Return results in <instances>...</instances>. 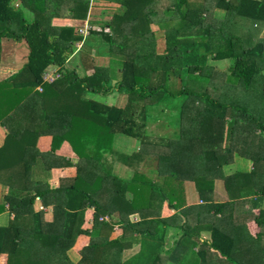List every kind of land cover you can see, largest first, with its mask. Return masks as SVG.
Returning a JSON list of instances; mask_svg holds the SVG:
<instances>
[{
  "label": "trees",
  "instance_id": "trees-1",
  "mask_svg": "<svg viewBox=\"0 0 264 264\" xmlns=\"http://www.w3.org/2000/svg\"><path fill=\"white\" fill-rule=\"evenodd\" d=\"M111 3L119 8L107 9ZM216 7L226 11L223 19L213 17ZM54 17L85 20L89 34L56 26ZM3 38L25 43L26 58L0 79V125L7 132L0 182L9 187L0 211L7 204L13 213L0 226V264H75L66 251L80 234L90 242L76 264H161L156 246L172 214L181 217L176 227L189 240L198 236L190 232L192 216L199 220L207 207L224 212L226 202H214L216 179L229 197L240 188L264 196V0H0V57ZM78 41L92 55L123 61L113 70L91 58L80 75L76 64L65 66L80 50ZM49 67L60 75L43 81ZM118 94L127 95L123 106L114 103ZM116 134L136 139L139 149L124 152ZM42 135L52 136L47 152L35 147ZM66 141L76 162L56 151ZM235 154L251 159L252 169L224 176ZM111 155L133 169L130 180L106 168ZM65 166H74L75 176L51 187V169ZM38 168L41 179L34 178ZM186 181L203 203L176 210ZM37 201L44 210L33 207ZM157 203H164L165 217L141 211ZM88 206L95 208L90 215ZM254 210L255 222L264 223V210ZM114 212L122 239L101 233L112 225L99 217ZM135 212L140 220L131 222ZM218 229L209 247L227 260L235 238ZM134 234L143 236L142 249L122 261ZM181 239L178 245L186 246ZM248 251L246 262L261 261L259 250Z\"/></svg>",
  "mask_w": 264,
  "mask_h": 264
},
{
  "label": "crops",
  "instance_id": "crops-1",
  "mask_svg": "<svg viewBox=\"0 0 264 264\" xmlns=\"http://www.w3.org/2000/svg\"><path fill=\"white\" fill-rule=\"evenodd\" d=\"M114 8L118 9L119 6L114 5ZM225 15H226V11L224 9L217 8V7L214 8L213 17H215L217 19H223L225 17ZM74 20H79V19H74ZM51 23L54 24L53 20L51 21ZM3 40H12V39L3 38L1 40L2 55L0 57V64H1L2 59H4L5 55H6L5 45L3 44ZM14 42H16V41H14ZM18 52L19 51L16 50V54ZM25 52H26V50H25ZM92 56H93V58L99 57L102 59L103 58L106 59L111 55H104V54L95 53ZM25 58H26V53L24 56V60H23V58H21V59L23 61H25ZM11 59L17 60L18 58H17V56H14ZM94 64L97 65L96 63H94ZM107 65L108 64H106V66ZM98 66H100V65H98ZM3 78L4 77L0 76V79H3ZM124 104H125V102L122 105L116 104V106H123ZM0 127H1L0 128V141H1L2 139H4L7 132L4 128H2L1 125H0ZM44 136L46 137V139L44 138ZM118 136H120V134H118V135L116 134V137H118ZM125 137L128 140L130 139V141L131 140L137 141L134 138H129L128 136H125ZM41 138H43V140ZM50 138H51L50 135H42V136L38 137L36 140V144H35L36 149L39 152L49 151L51 148V144H52V138L51 139ZM40 142L42 143V145H40ZM56 151L58 152V154L64 155L66 159L68 157H70L71 161H73V162L77 161L75 158L76 155L71 150L70 145L68 144L67 141L65 143L60 144L59 147L56 149ZM107 165L108 164H106V168H107ZM222 169H223L224 176L232 174V173H248L252 169V161L249 158L235 154L233 161L230 164L225 165ZM55 171L56 172L57 171H60V172H62V171L63 172L73 171V174H70L68 176H62L63 178L74 177L76 174V168L74 166L58 167V169L55 168ZM123 172L129 173L127 170H124ZM132 175L133 174L131 173L130 176L123 175L121 177H124V179H126V180H130ZM51 177H52V175H51ZM58 183L59 182H57L55 186H51L50 184L49 185L54 188V187L58 186ZM213 185H214L213 191L215 194L214 202H216V203H225L226 202V204H225L226 206H224L222 208V210H224V212L221 211V214L220 213H212L213 209H211L210 207L209 208L207 207L206 208L207 210H205L204 214H201V217L199 218V220L197 217L194 218L192 216L190 219V221L192 222V225H190V229H191L190 232L197 233L198 236L195 235L193 237H190L189 240H187L188 237H186V235L181 237L182 232L180 231V229L178 227H176L177 223H169L171 225L168 226V229L165 232L166 235L164 236V241L159 246H156V247H158L157 251L160 254V256L164 257V258L161 257L162 258L160 260L161 264H234V263H236V264H249L248 262H246L244 260V258L242 257V254L238 255L244 251L242 248V243L245 242V239H247V238L251 239V240L258 238L259 247L253 246L251 249L259 250V253L262 254L261 261H257L256 264H261V262H263L262 264H264V223L257 224L255 222V220L257 218V216H256L257 212H255V210H254V208L256 210H264V196L260 197V195H252L251 191H250L251 189L240 188L242 190V193L236 195L235 197H233V196L229 197L227 194V190H226L223 179H216L214 181ZM0 190H1L0 191V204H2V203H4V197L9 192V187L7 185L0 184ZM181 190L183 192V202H185L184 204H188V206H190V205H197V203H199V202L203 203L201 201V199H199V197H198V194L194 188L193 182H190V181L184 182ZM180 195H178V198H179L178 201L181 205ZM127 196L131 197L132 195L127 194ZM163 207H164V203H162L160 207L157 203L155 209L152 206V208L149 209V212H152V211H155V212L150 213L148 218L157 219V218H159L158 216H160V218L165 217V215H164L165 209ZM182 208H185V206L183 207V204L181 206H179V208L176 210H182ZM147 210L148 209H145V208L141 209V211L143 213H148V212H146ZM94 211H95L94 206H88L87 213L90 212L88 215L92 214ZM9 212L10 211L7 208V204L4 205V209L2 211H0V226H6L9 223V221L12 219L13 214L11 212H10L11 214H9ZM154 214H158V216H155ZM103 215H105V214H103ZM134 215H135V217L139 218V220H140V215L136 212L131 214L129 216V219H130V217L131 218L134 217ZM172 215H173V217L176 216L175 213ZM106 216H108L109 219H112V220H113L114 216H117L118 220H119V216L116 212L111 214V216H109L108 214H106ZM130 220H132V219H130ZM139 220H137V221H139ZM213 222H215L216 224H213ZM116 223L118 224V227L113 229V223L110 222V224L112 225L111 230L113 229L116 232L118 230V228H120L119 234L121 235L122 227L118 222H116ZM214 227H216V229L219 228L220 230L219 229L218 230L220 233H222V235H224V236L229 235V236L235 238L234 239L235 240L234 247L231 251V255L229 257H226L227 260L220 259V258L214 256V254L212 253V248L209 247V244L211 243L210 240L212 239L211 238V230ZM175 230L179 231L180 234L178 235L177 238H175L173 240L172 243H170V241H171L170 239L173 238V234H174L173 232ZM106 232L108 234V231H106V230H103L101 233H102V235H104ZM113 233L114 232H111L110 234H108L109 239H113V237H112ZM184 234H186V233H184ZM134 236H137L140 239V241L134 242V243L138 244L139 242H141V238L143 236H141L139 234H137V235L134 234L133 237ZM117 237L118 236L116 235L114 238H117ZM180 238H182L181 239L182 241L184 240V243L186 246H184V245L179 246L178 245L177 242ZM241 238H242V240H240ZM259 241H261V244L259 243ZM240 242H242V243L240 244ZM134 243L125 247L126 251H128V253L133 251L132 249L134 246L132 247V245ZM245 246H247V245H243L244 249H245ZM249 246H251V245H249ZM139 248H140V246H139Z\"/></svg>",
  "mask_w": 264,
  "mask_h": 264
},
{
  "label": "rangeland",
  "instance_id": "rangeland-1",
  "mask_svg": "<svg viewBox=\"0 0 264 264\" xmlns=\"http://www.w3.org/2000/svg\"><path fill=\"white\" fill-rule=\"evenodd\" d=\"M114 5L115 4H113V3L109 4L107 9L115 10ZM101 8H105V7H101ZM94 12H96V11H94ZM100 17L101 18H104V14L100 15ZM52 20H53V23L56 26H68V27H71L72 26V27H77L79 29L80 28H83L84 26H88L89 27V23L88 22L86 23V21H84V20H74V19H69V18H64V17H54ZM154 28H156V27H154ZM79 29H78V32L79 33H82L83 35H88L89 34L88 28H87L86 31L85 30L84 31H80L81 29L80 30ZM158 32L159 31H157V33ZM3 44L5 45V53H6V55H5V58L2 59L1 64H0V76L5 78V77H8L9 75L13 74L14 72H16L22 66V64L25 62L23 60H24V56H25V53H26L25 52V49L26 48H25V43H23V42H20V43L19 42H14L12 40H3ZM158 44H159V42H158ZM81 45H82L81 44V41L76 42V45H75L76 46V49H79L80 48V50L77 51V52L74 51V53L76 52L74 54V56L71 57L70 60L65 64L66 68H68V69L69 68H72L74 66V64H76L77 67H78L77 69H79L80 75H82L83 73H82V71L80 70L79 67H81L82 64H84L85 61H89L91 58L94 59L93 60V63H96L97 65H100V66H104V65L106 66V64H108L107 66H109V67L111 66L112 67L111 69H113V70L116 67H118L120 65V63L123 61V58L121 56H116V55H111V56H109L106 59H104V58L102 59V58H99V57H94L93 58L91 52L90 51H87L89 48L86 47V46L83 48ZM159 46H157V48H159ZM96 48L97 47H95V49ZM16 50L20 52V53L19 52L17 53L18 55L16 54ZM87 52H89V53H87ZM14 56H17L18 59L17 60L11 59ZM21 58H23V60ZM46 72H48L49 76H52V77H54L56 75L58 76V74H57L58 72H57V68L56 67H49L46 70ZM51 73H53V74H51ZM43 74H42V78H43ZM47 78H48L47 81H49L50 79H49L48 76H47ZM35 88H36V90H40V86H36ZM115 94H116L115 91H113L111 93H108L109 100L112 99ZM116 96L114 97V103H115V105L116 104L117 105H122L127 100V95L118 94ZM262 104H264V103H262ZM156 124H151L149 126V128L150 129H155V132H160V133H163L164 131H166L165 129H158V128H156ZM2 128H3V126H2ZM44 138L46 139L45 136H44ZM51 138H52V136H51ZM41 139L43 140V138H41ZM41 142H40V145H42ZM115 144L118 145L124 152H126L128 154L129 153H132L133 151H135L137 149H139V142L138 141H133V140L130 141V139L128 140L124 135H120V136L116 137ZM115 153L116 152H114V154ZM106 161H107L106 164H108L107 165L108 170H110L111 173H113V174H115V175H117L119 177H121L123 175L130 176L131 173L133 174V172H134L132 170V168L127 163H125V160H122V158L120 156H115V155L112 156L111 155V157H108L106 159ZM124 170H127L129 173H127V172L124 173L123 172ZM70 174H73V171H65V172H63V171L62 172L57 171L56 172L55 171V168H52L51 169V175H52V177H50V178L47 179L48 184H50L51 186H55L57 182H60V178H62V176H68ZM41 176H42V173L40 171V168L36 169L35 170L34 178L35 179H41ZM32 177H33V175H32ZM121 178H124V177H121ZM0 184H2V183L0 182ZM178 195H180V197H181V205L183 204V207L184 206L187 207L188 204H184L185 202H183V192H182V190L179 192ZM198 204H202V203L199 202V203H197V205ZM33 207L37 208L38 210H44L45 209L44 206L40 205L39 201H37L36 203H34ZM151 208H152V204H151V206L148 207L147 212H149V209H151ZM9 214H11V213L9 212ZM179 217H180L179 215H176L173 218L169 219V222L170 223H179L181 221V217L180 218ZM101 218H103L104 220L107 219L106 221H108V222H112L113 223V229L118 227V224L116 223V222L119 223L117 216H114L113 217V220L114 221L112 219H109V217L106 216V214L103 215V216H100L99 217V220ZM130 219H132V220H130L131 222H136L137 220H139V218L135 217V215L132 218L130 217ZM103 230L108 231V234H110L111 232H114L112 234L113 239H116V238H114L116 235L118 236L117 239H122L124 237L122 235V233H121V235L119 234L120 228H118V230L116 232H115V230L112 231L110 229V227H109L108 230L105 229V228ZM173 233H174L173 234V238L170 239L171 240L170 243H172L173 240L175 238H177L178 235L180 234V232L179 231H176V230ZM80 235L77 236L78 238L75 239L74 244L71 247H69L68 250L66 251V254H67V257L69 258V260L72 261L75 264L79 261V259L81 257L78 250H80L84 246L85 243L87 244L88 242H90V236L89 235H87V234H80ZM132 239H133L132 243L140 241V239L137 236H134V238H132ZM240 240H242V238ZM183 242H184V240H183ZM241 243L242 242H240V244ZM259 243L261 244V241H259ZM138 244L137 243H134L132 245V247L134 246L133 249H132L133 251L132 252H129V253H128V251H126V248H124L121 251V260H123V261L124 260H128L129 258H131V256L138 254L141 251V249H142V242H139ZM243 245H247V246H245V249H244ZM249 245H251V246H249ZM139 246H140V248H139ZM253 246L254 247H259L258 238H255L254 240H251V239H248V238L245 239V242L242 243V248H243L244 251L241 252L238 255L244 254V252L251 253L248 250L251 249ZM148 253H149V255H151L152 254V251H148ZM162 258H164V257H162ZM140 259L143 261L142 257Z\"/></svg>",
  "mask_w": 264,
  "mask_h": 264
},
{
  "label": "built area",
  "instance_id": "built-area-1",
  "mask_svg": "<svg viewBox=\"0 0 264 264\" xmlns=\"http://www.w3.org/2000/svg\"><path fill=\"white\" fill-rule=\"evenodd\" d=\"M87 28H88V26H84L83 28H80L81 30H80V29H79V30H80V31H84V30L86 31ZM57 72H58V71H57ZM51 74H53V73H51ZM57 74H58V76L56 75V76L52 77V76H49L48 72L45 71L44 74H43V81H47V80H48L47 76H48L49 79H50L49 81H53L55 78H58V77H59V75H60L59 72H58ZM106 220H107V219H106Z\"/></svg>",
  "mask_w": 264,
  "mask_h": 264
}]
</instances>
